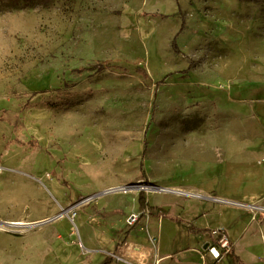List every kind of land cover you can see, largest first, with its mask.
<instances>
[{
    "label": "rangeland",
    "instance_id": "374dc122",
    "mask_svg": "<svg viewBox=\"0 0 264 264\" xmlns=\"http://www.w3.org/2000/svg\"><path fill=\"white\" fill-rule=\"evenodd\" d=\"M0 168V222L26 224L0 264L215 243L196 227L264 264V0H0ZM138 183L168 192L88 200Z\"/></svg>",
    "mask_w": 264,
    "mask_h": 264
},
{
    "label": "crops",
    "instance_id": "0c3cea01",
    "mask_svg": "<svg viewBox=\"0 0 264 264\" xmlns=\"http://www.w3.org/2000/svg\"><path fill=\"white\" fill-rule=\"evenodd\" d=\"M196 215L192 216L189 220L195 219V223L198 222V219H196ZM255 221V220H252ZM161 222H159V225ZM222 229V228H219ZM198 230H211L213 234L211 236H214L219 230L214 229L212 227H207V228H195V232ZM244 232V231H243ZM241 234V233H240ZM242 235H239L235 241H230L234 244V249L233 252L226 256L224 259H226L229 256L236 257L241 264H246V260L244 259L243 255H245V251L239 247L240 243L242 242L243 238ZM203 236V235H201ZM218 237L216 238L218 240L219 238V233L217 235ZM229 236V235H228ZM216 239L214 240L216 242ZM123 244V245H122ZM121 245L116 250V255L117 257L124 262H127L129 264H162L164 262H169L170 264H194V260H196V264H207L206 260L207 257H210L212 260V264H222L223 260L219 263H216L213 261L212 257L204 252L206 246L208 245L207 243L202 246L201 249L197 248H192V247H171L169 250L162 251L159 247L156 249L150 248V247H141L137 244L131 243V242H123ZM133 245L136 248H132L131 252L128 255L123 254L124 249L126 248L127 245ZM144 249V252L141 251L140 249ZM144 253L146 255V260H141L140 254ZM123 257V258H122Z\"/></svg>",
    "mask_w": 264,
    "mask_h": 264
},
{
    "label": "built area",
    "instance_id": "2783aa9c",
    "mask_svg": "<svg viewBox=\"0 0 264 264\" xmlns=\"http://www.w3.org/2000/svg\"><path fill=\"white\" fill-rule=\"evenodd\" d=\"M254 208H257L254 206ZM256 214H254L253 220H256ZM140 221V216L133 214L129 218V224L134 226L137 222ZM219 238L215 243L208 244L204 250L207 254H209L213 261L216 263L221 262L226 256L230 255L233 252L234 244L230 241L229 236L223 232V230H219Z\"/></svg>",
    "mask_w": 264,
    "mask_h": 264
},
{
    "label": "water",
    "instance_id": "95a60500",
    "mask_svg": "<svg viewBox=\"0 0 264 264\" xmlns=\"http://www.w3.org/2000/svg\"><path fill=\"white\" fill-rule=\"evenodd\" d=\"M144 190H152V191H155V192H168L167 190H163L161 188H158V187H155V186H146L144 184H135V185H132V186H125V187H121V188H115V189H111L107 192H104V193H101V194H98L94 197H91L89 198L88 200H94V199H97L99 197H102L104 195H107V194H112V193H118V192H131V191H144ZM195 197H198V196H195ZM211 200H214L212 198H209ZM216 201H220V200H216ZM230 204V203H229ZM236 205V204H234ZM59 217H56V218H53L51 220H47L45 222H41V223H37V224H33V225H30L32 227H39V226H42V225H46L48 223H51L55 220H57ZM1 225H5V226H13L14 224H9V223H1Z\"/></svg>",
    "mask_w": 264,
    "mask_h": 264
},
{
    "label": "trees",
    "instance_id": "16d2710c",
    "mask_svg": "<svg viewBox=\"0 0 264 264\" xmlns=\"http://www.w3.org/2000/svg\"><path fill=\"white\" fill-rule=\"evenodd\" d=\"M10 5L12 6H19L22 3H24L25 5L28 6H34V5H38V6H42L44 8L49 7L55 0H8ZM174 49L177 53H180L178 46L176 45V43L174 44ZM144 76H147V73L144 72ZM146 155V151L144 152V156ZM140 205L143 208L147 207V202H146V198L144 197V194L141 193L140 199H139ZM196 233L198 235H207V234H213V232L211 230H198L196 231Z\"/></svg>",
    "mask_w": 264,
    "mask_h": 264
},
{
    "label": "bare ground",
    "instance_id": "6f19581e",
    "mask_svg": "<svg viewBox=\"0 0 264 264\" xmlns=\"http://www.w3.org/2000/svg\"><path fill=\"white\" fill-rule=\"evenodd\" d=\"M2 169L0 168V171H1ZM178 194H182V193H180V192H178ZM191 196H195L194 194H191ZM26 224L24 223V222H15L14 223V227H21V226H25ZM134 246L133 245H127L126 246V248L124 249V251H123V254H125V255H128L130 252H131V249L133 248ZM134 248H136V247H134ZM137 249V248H136ZM123 258V257H122Z\"/></svg>",
    "mask_w": 264,
    "mask_h": 264
}]
</instances>
